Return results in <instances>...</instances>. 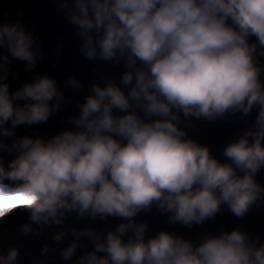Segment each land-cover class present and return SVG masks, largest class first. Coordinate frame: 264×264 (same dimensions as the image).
Wrapping results in <instances>:
<instances>
[{
    "label": "clouds",
    "instance_id": "obj_1",
    "mask_svg": "<svg viewBox=\"0 0 264 264\" xmlns=\"http://www.w3.org/2000/svg\"><path fill=\"white\" fill-rule=\"evenodd\" d=\"M58 7L78 26L82 53L88 59L124 58L128 70L122 83L132 86L126 96L111 80L103 88L93 85L72 120L77 130L13 141L7 150L18 154L7 168L0 161V219L24 208L33 223L43 225L61 224L72 210L128 221L103 240L94 230L73 229L74 236H88L95 245L79 264H264V243L257 246L238 229L195 245L164 231L145 242L147 225L132 219L154 202L172 213V222L185 225L211 218L221 203L242 217L264 192L254 180L264 166V82L257 44L248 41L254 35L264 55V0H61ZM0 48L29 69L40 56L20 23L0 24ZM9 64L7 56L0 57L4 136L21 124L46 122L62 98L47 75L10 93ZM67 84L79 88L74 79ZM130 101L145 117L159 118L145 122L127 111ZM254 107L259 109L254 129L224 149L231 163L184 139L178 127L179 112L212 120L229 112L247 115ZM114 108L126 114L114 115ZM9 122L11 128L5 127ZM22 230L31 229L25 224ZM128 230L133 237L124 242ZM76 247L71 243L62 256L70 258ZM16 258L12 248L0 255V264H14Z\"/></svg>",
    "mask_w": 264,
    "mask_h": 264
},
{
    "label": "water",
    "instance_id": "obj_2",
    "mask_svg": "<svg viewBox=\"0 0 264 264\" xmlns=\"http://www.w3.org/2000/svg\"><path fill=\"white\" fill-rule=\"evenodd\" d=\"M60 2L61 0H0V24L20 23L27 32L31 33L34 47L40 52L35 67L29 69L26 61L12 58L6 48H0V57L7 56L10 61L6 79L9 92H15L24 83L34 81L37 76L47 75L56 81L58 90L62 93L59 107L52 112L46 122L21 124L11 129L13 133L11 136L0 135V144L7 146V148L0 147V161L5 168L18 154L14 149L7 150L12 148L14 140L24 136L47 140L65 130H77L72 120L79 116L80 106L85 102L86 97L92 94L93 85L103 88L111 80L126 96L132 86L122 83L123 74L128 70L124 58L106 61L97 56L88 59L82 53V39L79 36L78 26L70 22L66 10L58 7ZM248 41L257 44L255 60L261 67L259 78L264 82V55L260 54L261 46L254 35H250ZM0 74H3L2 71ZM69 79L76 80L79 88L67 84ZM20 103L24 102L20 101ZM130 104L132 107L127 111H135V114L145 122L159 118L145 117L144 112L135 106L134 101H130ZM258 111V107H254L247 115L236 111L225 113L212 120L195 116L185 117L179 112L178 127L185 132L184 139H191L198 145L207 146L210 154L219 162L231 163L224 155V149L230 143L237 141L246 130L254 129ZM113 114L123 116L126 112L114 108ZM5 127L11 128L10 122ZM114 138L120 139L115 136ZM237 175L243 173L237 170ZM254 180L264 189V166L255 173ZM3 183L12 185L15 182L5 179ZM171 215V212L162 211L154 202L148 208L139 211L132 219L135 224L147 225L145 242L164 231L195 245L205 237L219 236L223 232L238 229L246 233L257 246L264 243V192L242 217L234 215L226 203H221L219 211L201 223L192 222L190 225H185L178 221L172 222L169 219ZM62 221L59 225L52 222L48 225L36 224L30 220L28 210L14 209L0 219V255H6L10 249L15 248L17 258L14 264H79V258L93 251L95 245L88 236H74L73 229L94 230L103 240L108 232H116L121 223L128 222L123 217L111 215L103 219L99 215L80 216L76 210L65 212ZM25 224L31 229L27 233L22 230ZM59 232L65 234L56 241L54 236ZM132 237L133 231L128 230L122 239L127 242ZM73 242L77 247L73 255L65 259L62 251Z\"/></svg>",
    "mask_w": 264,
    "mask_h": 264
}]
</instances>
